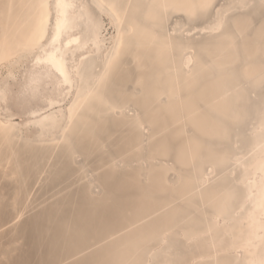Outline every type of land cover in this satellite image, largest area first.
Here are the masks:
<instances>
[{
  "label": "rangeland",
  "instance_id": "obj_1",
  "mask_svg": "<svg viewBox=\"0 0 264 264\" xmlns=\"http://www.w3.org/2000/svg\"><path fill=\"white\" fill-rule=\"evenodd\" d=\"M24 1L0 0V43ZM226 25L230 44L197 49L188 74L178 51L166 62L153 56L137 62L130 44L102 102L84 107L70 139L56 148L45 142L26 151L17 140L9 149L0 141V264H232L233 252L194 260L201 250H212V240L195 237L190 245L184 238L193 227L207 229L205 216L212 211L231 214L240 205L243 165L235 154L251 150L248 127L264 108V0L230 11ZM30 65L22 58L0 66L9 91L0 116L12 114L27 139L38 133L26 123L30 108L49 107L45 96L66 108L72 99L51 80L35 94L28 91ZM11 72L19 73L13 78ZM172 84L179 89L170 107L171 98L161 94ZM108 101L127 109L111 111ZM189 151L194 159L184 167L179 155ZM185 171L193 179L198 174L199 187L183 194L179 178ZM173 212L188 214L173 224L167 221ZM209 219L220 237L225 218ZM166 223L167 239L182 251L153 254L143 242Z\"/></svg>",
  "mask_w": 264,
  "mask_h": 264
},
{
  "label": "bare ground",
  "instance_id": "obj_2",
  "mask_svg": "<svg viewBox=\"0 0 264 264\" xmlns=\"http://www.w3.org/2000/svg\"><path fill=\"white\" fill-rule=\"evenodd\" d=\"M254 1L260 0H25L15 14L8 36L0 43V66L11 61L20 62L22 58L30 59L25 82L28 91L35 94L51 80L60 94L64 97L72 95V99L66 108L58 106L59 101L53 97L45 96L49 107L30 108L31 119L26 123L38 128L32 139L21 134L12 114L5 118L0 116V141L10 144L9 149H13L12 144L17 140L26 151L45 142L56 148L70 139L76 122L85 114L84 107L102 102L106 82L111 72L119 67L120 57L130 44L133 45L132 57L137 62H142L144 56L166 62L174 51H178L181 65L188 74L198 56L197 49H225L230 44L232 34L225 30L229 12ZM106 17L114 28L112 34L108 32ZM196 17L202 22H192ZM239 24L234 19V25ZM212 34L216 36L213 41L202 39V36ZM130 36L134 37L132 41ZM260 37H264V31ZM17 73L11 72V76L17 77ZM7 84L8 80L0 79V103L8 96ZM178 89L179 84H172L168 92L161 94L171 98L170 107L176 106L173 98L177 97ZM106 103L117 113L127 109L125 104ZM193 107L190 104L191 113L197 111ZM260 114L248 127L251 150L235 154L239 164L243 165L244 195L240 205L231 214L212 211L205 216L207 229L193 227L191 232L184 234L190 245L194 244L195 237L200 241L212 240V250H201L194 255L196 261L233 252L232 264H264V108ZM139 124L144 131L148 129L141 118ZM189 152L188 157L184 153L179 155L184 167H189L187 161L194 159V154ZM169 168L175 169L174 166ZM10 170L15 173L14 169ZM179 181V193L185 194L199 187L198 174L193 179L185 171ZM187 214L173 212L167 221L178 223L179 217L185 218ZM219 216L225 218L220 237L213 233L209 219ZM168 225L159 226L144 240L143 243L150 245L149 252L175 254L182 251L176 240L167 239Z\"/></svg>",
  "mask_w": 264,
  "mask_h": 264
}]
</instances>
